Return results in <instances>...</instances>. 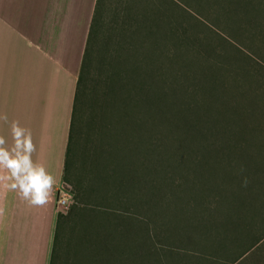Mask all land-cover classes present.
Returning <instances> with one entry per match:
<instances>
[{
	"label": "rangeland",
	"instance_id": "obj_1",
	"mask_svg": "<svg viewBox=\"0 0 264 264\" xmlns=\"http://www.w3.org/2000/svg\"><path fill=\"white\" fill-rule=\"evenodd\" d=\"M103 7L54 264H264V0Z\"/></svg>",
	"mask_w": 264,
	"mask_h": 264
},
{
	"label": "crops",
	"instance_id": "obj_2",
	"mask_svg": "<svg viewBox=\"0 0 264 264\" xmlns=\"http://www.w3.org/2000/svg\"><path fill=\"white\" fill-rule=\"evenodd\" d=\"M97 0H0V264H51Z\"/></svg>",
	"mask_w": 264,
	"mask_h": 264
},
{
	"label": "trees",
	"instance_id": "obj_3",
	"mask_svg": "<svg viewBox=\"0 0 264 264\" xmlns=\"http://www.w3.org/2000/svg\"><path fill=\"white\" fill-rule=\"evenodd\" d=\"M104 6V0H97L96 7H95V12L93 16V20L91 23V28L89 32V37L87 40V45H86V50L82 62V67H81V72L79 74V79H78V85H77V91L75 95V103H74V110H73V117H72V122H71V129H70V139H69V144H68V149H67V157H66V164H65V172L63 175L64 181H67L69 179V164L72 159V154L75 151L76 143H77V138H78V123H79V118H80V110H81V100H82V95L84 92V80H85V73L86 69L89 63V60L91 58V54L93 52V47H94V42L95 38L98 34L102 17H103V7ZM116 104L120 105L122 101H115ZM120 105V106H122ZM139 133L135 136V140L139 139ZM156 150V148H154ZM247 178V177H246ZM242 178L241 183L247 179ZM122 255V254H119ZM149 256H152V253L149 254ZM122 258L119 259L121 261ZM124 260H122L123 262ZM51 264H54V259L51 261ZM213 264H216V261L213 262Z\"/></svg>",
	"mask_w": 264,
	"mask_h": 264
},
{
	"label": "built area",
	"instance_id": "obj_4",
	"mask_svg": "<svg viewBox=\"0 0 264 264\" xmlns=\"http://www.w3.org/2000/svg\"><path fill=\"white\" fill-rule=\"evenodd\" d=\"M72 195V185L67 181H63L57 189L55 201V209L59 214L70 205Z\"/></svg>",
	"mask_w": 264,
	"mask_h": 264
}]
</instances>
